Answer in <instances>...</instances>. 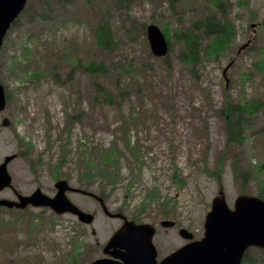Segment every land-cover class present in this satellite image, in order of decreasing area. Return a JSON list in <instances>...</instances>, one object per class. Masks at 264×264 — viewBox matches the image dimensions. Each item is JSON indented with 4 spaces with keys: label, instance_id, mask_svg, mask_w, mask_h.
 <instances>
[{
    "label": "rangeland",
    "instance_id": "374dc122",
    "mask_svg": "<svg viewBox=\"0 0 264 264\" xmlns=\"http://www.w3.org/2000/svg\"><path fill=\"white\" fill-rule=\"evenodd\" d=\"M44 1L29 0L0 52V82L10 96L0 113V163L17 155L9 165L15 190L29 196L39 189L54 198L57 177L74 190L101 197L109 213L157 229L159 260L188 243L179 235L181 229L201 241L218 194L224 192L231 210L241 195L234 163L246 171L264 167V106L249 119L247 142L241 147L227 145L219 115L226 101L234 104L245 97L264 103V74L250 52L264 53V0H245L244 6L224 0L230 5L226 18L235 39L216 61L200 53L195 75L180 60L183 50L174 33L190 28L204 10L213 13L204 0H191V5L180 0L175 11L164 0H131L128 11L107 0H49L47 8ZM101 20L113 37L108 50L95 46ZM150 24L173 34L166 63L150 56L144 32ZM96 58L106 63L108 77L93 79L77 66ZM34 72L38 75L33 77ZM244 74L250 78L243 87ZM97 83L113 93V104L105 102ZM3 120L10 126L3 127ZM125 135L140 150L141 166L128 152ZM113 146L121 154L112 172L115 184L89 173L83 163L85 152L96 157ZM220 161L218 179L212 175ZM260 186L264 190V170L249 181L245 194L258 197ZM67 197L95 215L93 225L49 208H0V264H73V258L76 264H91L103 259L104 247L123 221L108 217L92 197ZM162 221L177 226L164 229ZM251 259L260 264L257 250Z\"/></svg>",
    "mask_w": 264,
    "mask_h": 264
},
{
    "label": "water",
    "instance_id": "95a60500",
    "mask_svg": "<svg viewBox=\"0 0 264 264\" xmlns=\"http://www.w3.org/2000/svg\"><path fill=\"white\" fill-rule=\"evenodd\" d=\"M28 1L0 0V51L8 31L25 10ZM147 36L152 53L158 58L165 57L169 45L161 29L151 25L147 28ZM6 105L5 89L0 83V113ZM13 159L7 158L0 166V190L12 187L8 165ZM56 187L58 193L55 198H49L39 190L31 198L20 197V204L0 201V206L19 209H25L28 205L49 207L59 215L73 214L81 223L91 225L93 215L84 213L67 198L66 193L74 191L68 183L61 181ZM100 201L103 204V200ZM105 211L109 215L106 207ZM109 216L123 219L124 224L104 250L110 258L92 264H242L249 249L264 250V201L252 196H239L234 210H231L221 191L206 217L204 238L194 241L191 233L181 230V237L190 242L161 261H158V252L153 243L155 227L128 221L122 215ZM161 225L172 228L175 223L163 222Z\"/></svg>",
    "mask_w": 264,
    "mask_h": 264
},
{
    "label": "trees",
    "instance_id": "16d2710c",
    "mask_svg": "<svg viewBox=\"0 0 264 264\" xmlns=\"http://www.w3.org/2000/svg\"><path fill=\"white\" fill-rule=\"evenodd\" d=\"M113 3L114 7L117 6L121 9L125 8L127 11L130 8L131 0H107ZM186 1V0H185ZM165 4L170 6V10L175 11L176 8L180 5V0H164ZM90 3V1H89ZM49 0H45L43 3L44 8H47L49 5ZM116 4V5H115ZM186 4L191 5V0H187ZM205 7H210L213 10V13L204 10L202 14V18L193 19L190 28H187L186 31L176 30L174 36L179 40L182 46L181 53V61L187 65L188 67H193V75L194 68L200 65V56L202 53L204 55V59L207 60H218L220 57L225 55L229 49V47L233 44L235 39V30L233 24L226 18L227 10L229 8V3L224 0H204ZM239 6L245 5V0H239ZM124 6V7H121ZM206 8V9H207ZM24 14V13H23ZM22 14V15H23ZM162 29V28H161ZM167 40H169L170 50H171V39H173V34L170 33L169 30H163ZM144 32L146 35V27H144ZM94 41L95 46L102 50H108L111 48L113 44V37L111 33V29L109 24L105 23L101 20V23L98 27H96L94 31ZM203 39H207L208 42L205 45H202L201 41ZM254 49L251 48L250 52L255 54L254 66L255 68L263 75L264 74V59L263 52L255 53ZM257 51V50H256ZM26 54V53H25ZM151 56V54H150ZM25 59L28 60L27 55L24 56ZM168 57L165 59V63L168 61ZM130 64V63H129ZM131 65V64H130ZM77 66L80 67V70L90 75L93 79L108 77L106 63L99 59H91V60H80L77 62ZM125 71L126 68L122 67ZM135 71L132 69L129 75L134 77ZM37 76L38 73L34 72L33 77ZM71 78L69 75L68 79ZM249 75H242L243 79V87L246 84V81L249 80ZM97 91L100 92L102 97L105 99V102L108 104H113L115 98L112 94L107 92L103 85L97 83L96 85ZM123 95V93L120 92ZM125 95V93H124ZM8 100H10V96H8ZM264 106V103L260 100V98H255L254 100H247L245 97L240 102L231 104L230 101H226V104L219 113L220 117L224 120L225 129L227 134V145L229 147H241L246 144L247 139L245 137V127L249 124V119L255 117ZM78 120L79 118H75ZM125 145L130 154L135 158L137 165L141 166L142 154L140 150L135 147V145L131 141V137L129 135H125ZM94 157L89 153H84L83 161L85 167L88 172L95 173L97 172L100 176H102L107 183L115 184L118 181V178L112 174L115 172V168L118 166V161L120 160L121 154L117 151L116 147L113 146L107 150H103L102 152L96 154ZM95 159H97L95 161ZM221 162V161H220ZM102 167V168H100ZM233 175L234 179L237 183L241 184L240 193L245 194L246 187L251 179H253L258 173L264 170L263 166L255 167L252 170L240 169L236 163H234L233 167ZM222 173V162L220 167L217 170V173L212 176L221 179ZM90 177V174L87 175V179ZM179 185L182 186L183 183L178 181ZM259 198L264 200V190L261 189L260 186V194ZM152 198V197H150ZM57 221H54V224ZM260 254V264H264V250L255 249ZM254 249L249 250L245 257L243 264H258L257 262H252L251 254ZM76 259L73 258V264H76Z\"/></svg>",
    "mask_w": 264,
    "mask_h": 264
},
{
    "label": "flooded vegetation",
    "instance_id": "af4514ba",
    "mask_svg": "<svg viewBox=\"0 0 264 264\" xmlns=\"http://www.w3.org/2000/svg\"><path fill=\"white\" fill-rule=\"evenodd\" d=\"M2 126L3 127H9L10 126V123L7 121V120H3V123H2ZM18 157H16V159H17ZM15 159V160H16ZM14 160V161H15ZM3 164V162L2 163H0V166ZM61 181V179L60 178H55L54 179V182H55V187H56V185L58 184V182H60ZM8 192H10L11 194H12V196H10V195H8ZM34 193V192H33ZM32 193V194H33ZM69 193H80L79 192V190H74V191H71V192H69ZM31 194V195H32ZM80 194H85V193H80ZM19 196H24V194L23 193H21V192H17L16 190H15V187L13 188V189H6V190H3V191H0V200H3V199H6V200H14V198H16L15 200H17L18 201V198H19ZM30 196V195H29ZM88 196V195H87ZM89 197H92L95 201H97V203H99V205L102 207V209H103V211H104V213H105V209H104V205L102 204V202L100 201V199H101V197H96V196H89ZM102 200V199H101ZM106 214V213H105ZM119 214H121V213H119ZM107 215V214H106ZM115 219H118V218H115ZM118 220H121V219H118ZM122 221V220H121ZM176 226H177V224H176ZM175 226V227H176Z\"/></svg>",
    "mask_w": 264,
    "mask_h": 264
}]
</instances>
